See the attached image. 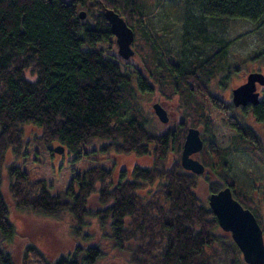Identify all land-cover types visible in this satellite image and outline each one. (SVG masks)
Returning a JSON list of instances; mask_svg holds the SVG:
<instances>
[{"label": "trees", "instance_id": "obj_1", "mask_svg": "<svg viewBox=\"0 0 264 264\" xmlns=\"http://www.w3.org/2000/svg\"><path fill=\"white\" fill-rule=\"evenodd\" d=\"M195 1L203 18L264 22V0ZM101 4L119 13L133 31L135 57L128 63L116 56ZM188 20L186 27H192L194 17L188 15ZM196 28L198 37L205 36L202 25ZM100 42H108V49L98 48ZM224 56L225 45H217L203 61L192 52L180 61L174 56L166 61L145 30L139 0H0V189L5 152L11 148L22 154L25 126L39 130L34 139L45 149L57 143L53 150L65 148L77 160L89 153L93 143L103 144L102 152L152 157L151 166L135 165L128 173L114 172L115 163L108 168H86L56 195L50 194L43 179L30 180L21 167L7 165V192L14 206L54 220L67 218L75 240L68 256L55 261L26 245L19 264H103L107 255L87 230L91 219L115 254L116 260L106 264H224L221 255L228 253L236 260L240 251L234 242L213 232L219 226L208 202L196 192L198 176L180 165L186 127L176 124L173 137L170 129L151 132L132 106L135 93L152 91L154 83L166 98L181 94L186 109L196 117L194 125L204 124L200 161L231 187L233 197L254 214L262 228L253 196L226 172V157L237 148H221L212 142L210 124L194 95L201 92L219 101L204 81L208 83L207 71L215 69ZM119 62L130 65L132 74L121 71ZM222 106V111L230 109L235 114L229 121L236 131L234 143L264 163V137L260 136L264 92L256 106L240 114ZM246 118L262 132H256ZM172 142L173 166L168 163ZM206 174L202 177L208 193L222 188L220 181H209ZM154 184L148 196L139 193ZM93 195L97 196L95 210L89 207ZM7 211L0 191V241L13 235ZM0 264H13L1 243Z\"/></svg>", "mask_w": 264, "mask_h": 264}, {"label": "rangeland", "instance_id": "obj_2", "mask_svg": "<svg viewBox=\"0 0 264 264\" xmlns=\"http://www.w3.org/2000/svg\"><path fill=\"white\" fill-rule=\"evenodd\" d=\"M139 3L145 30L156 43L166 61H169L172 56L176 58L175 60L180 61L183 55L186 56L191 52L193 56L203 61L217 45H225V58L215 66V69L207 71L209 79L208 83L204 81V85L207 86L210 94L218 96V100L223 102L222 104L232 107L238 114L239 110L234 108L231 103L232 89L244 82L246 76L251 72L264 74V56L251 58L253 55L264 53V22H250L244 19L219 21L213 18H203L195 0H139ZM188 15L195 19L190 24L192 27H186L190 22L186 21ZM198 25L204 27L205 36L198 37L196 35L199 29L196 28ZM96 46L107 50L109 44L100 42ZM119 67L121 71L127 70L132 74L133 68L130 65L119 62ZM194 95L210 124L212 142L221 148L227 146L237 148L226 157L229 166L226 168V172L228 177L251 194L256 201L264 239V163L246 153L241 144L234 143L236 131L229 125V121L234 119L230 116L235 114L230 109L228 112L222 111L223 106L219 101L214 102L201 92H194ZM181 96V94H174L173 97L166 98L154 83L152 91L147 90L143 93L137 91L135 93L132 106L142 114L146 127L154 133L166 131L170 125L163 124L158 120L152 108L154 103L164 107L170 122L173 121V126L181 121H185L189 126H195L196 117L186 109L183 100L185 98ZM247 120L251 122L256 132L259 134L262 132L257 123L255 124L252 119ZM196 127L201 132L205 129L202 122H198ZM38 134L37 128L25 126L23 128L25 145L22 154L18 155L8 148L4 155L0 191L8 210L7 218L13 227V235L9 240L0 241V243L10 255L13 264H19L22 249L26 245L34 246L49 261H55L61 256H68V252L75 245V240L72 239L67 218L54 220L14 206L7 192L8 180L5 172L7 165L14 164L21 167L30 180L43 179L52 195L63 191L75 173L95 165L108 168L115 163L113 165L114 172L124 170L126 173L135 165L140 167L152 165L150 154L137 157L134 154L102 152L103 144L99 143L91 144L88 147L89 153L82 155L81 159L77 160L76 154L66 151L65 148L61 153L54 152L53 148L59 145L57 143H52L49 145V149H45L34 139ZM262 134L260 136L264 137ZM262 144L264 148V139H262ZM206 172L209 181L216 183L220 181L222 185H225L210 170H206ZM202 176L197 177L196 192L201 200L207 203L210 193L207 191V184ZM116 181L117 176L113 178V182ZM154 188H156L155 184L146 186L139 193L142 196H148ZM89 207L92 210L98 208L96 195L91 197ZM87 230L92 237V242L99 245L107 255L103 264L116 260L114 259L115 254L109 251L108 242L104 240L101 231L96 227L94 219L89 221ZM213 232L216 236L232 242L230 234L219 227ZM221 257L224 264H245L241 252L237 254L236 260L229 253L221 255Z\"/></svg>", "mask_w": 264, "mask_h": 264}, {"label": "water", "instance_id": "obj_3", "mask_svg": "<svg viewBox=\"0 0 264 264\" xmlns=\"http://www.w3.org/2000/svg\"><path fill=\"white\" fill-rule=\"evenodd\" d=\"M101 11L109 26V32L113 36L112 43L119 60L128 63L135 57L132 47L134 34L124 18L116 11L101 4ZM84 18L83 12L79 13ZM256 83L264 88V74L251 72L244 83L232 89L231 98L235 107L245 106L249 103L255 106L259 103V92L256 91ZM155 115L160 122L168 120L165 110L158 103L152 105ZM203 147V141L199 130L194 127L187 129L181 154L180 165L184 170L195 175L204 173V165L190 155L199 152ZM60 153L61 147L54 149ZM209 208L214 213L218 226L224 232H229L234 244L241 252L245 264H264V239L262 229L254 214L244 208L232 195L231 188L225 186L217 192L210 193L207 197Z\"/></svg>", "mask_w": 264, "mask_h": 264}, {"label": "flooded vegetation", "instance_id": "obj_4", "mask_svg": "<svg viewBox=\"0 0 264 264\" xmlns=\"http://www.w3.org/2000/svg\"><path fill=\"white\" fill-rule=\"evenodd\" d=\"M113 38V37H112ZM247 77V76H246ZM246 80V79H245ZM245 82V81H244ZM244 82H242V83H244ZM241 83V84H242ZM240 85V84H239ZM256 91H258L259 92V99H260V97L263 95V92H264V88L262 87V86H260V85H258L257 83H256ZM231 103H232V98H231ZM232 105H233V103H232ZM160 106L164 109V107L160 104ZM225 106V105H224ZM248 106H252V105H250L249 103H247L245 106H238V107H235L234 105H233V107L234 108H237L238 110H239V113H241L244 109H246V108H248ZM256 106V105H255ZM165 110V109H164ZM165 112H167L166 110H165ZM167 114V113H166ZM168 117V120H167V122L166 123H168V125H169V128L168 129H170L171 131H172V137H173V127H175L176 125H174L173 126V121L172 122H170V120H169V116H167ZM159 120V119H158ZM170 123H169V122ZM162 123V122H161ZM166 123H163V124H166ZM178 124H180V126L183 128L184 126L186 127V132H187V129L188 128H190V127H194V128H197L196 126H189V125H187L186 124V122L185 121H181L180 123H178ZM198 129V128H197ZM199 130V129H198ZM199 133H200V137H201V139H202V141H203V136H202V132L199 130ZM186 134V133H185ZM182 146H183V144H182ZM201 151V150H200ZM199 151V152H200ZM199 152H197V153H195V154H192V155H190V157L192 158V159H195V160H198L200 163H202L201 161H200V158H199ZM179 161H180V157H179ZM168 163H170V165H172L173 166V142H172V148H171V152H170V157H169V162ZM183 169V168H182ZM206 167L204 166V171H206ZM187 171V170H186ZM188 172H190V171H188ZM192 173V172H191ZM197 176H199V175H197ZM225 186H229V185H223L222 186V188L223 187H225ZM230 187V186H229ZM231 188V187H230ZM221 189V188H220ZM219 189V190H220ZM227 233H229V232H227ZM263 233V232H262ZM230 234V233H229ZM263 235V234H262Z\"/></svg>", "mask_w": 264, "mask_h": 264}]
</instances>
